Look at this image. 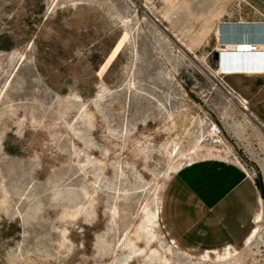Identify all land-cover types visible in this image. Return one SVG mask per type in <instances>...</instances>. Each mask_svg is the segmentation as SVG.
<instances>
[{
    "label": "rangeland",
    "instance_id": "374dc122",
    "mask_svg": "<svg viewBox=\"0 0 264 264\" xmlns=\"http://www.w3.org/2000/svg\"><path fill=\"white\" fill-rule=\"evenodd\" d=\"M241 23L264 0H0V264H264V76L212 70ZM212 157L261 199L249 237L203 253L164 196Z\"/></svg>",
    "mask_w": 264,
    "mask_h": 264
},
{
    "label": "crops",
    "instance_id": "0c3cea01",
    "mask_svg": "<svg viewBox=\"0 0 264 264\" xmlns=\"http://www.w3.org/2000/svg\"><path fill=\"white\" fill-rule=\"evenodd\" d=\"M239 25L235 26L256 34L237 35L230 30L231 34H227L223 41L241 43L242 38L264 40V24ZM224 57L228 65H224L226 72L223 75L264 76V50L258 54ZM164 199L163 217L170 237L183 248L205 253L221 252L249 237L253 231L254 210L261 197L239 167L212 157L173 175L166 186Z\"/></svg>",
    "mask_w": 264,
    "mask_h": 264
},
{
    "label": "bare ground",
    "instance_id": "6f19581e",
    "mask_svg": "<svg viewBox=\"0 0 264 264\" xmlns=\"http://www.w3.org/2000/svg\"><path fill=\"white\" fill-rule=\"evenodd\" d=\"M242 24V23H241ZM243 25V24H242ZM240 26V25H239ZM239 26H235L234 27H229V29L231 31H233V34H248V35H252V34H256V33H253V31L249 30V29H242L240 30V27ZM258 26V25H257ZM243 28V27H242ZM227 32V30H226ZM260 32V31H259ZM230 33V32H229ZM228 33V34H229ZM262 33V32H261ZM231 34V33H230ZM259 34V33H258ZM227 35V33H226ZM262 35V34H261ZM224 36V35H223ZM235 36V35H234ZM218 46L216 47V52H219L220 53V65L216 68H213L212 70L214 71V73L218 76H221L223 74H225L226 71H224L223 67L224 65H228L226 64L227 63V59L224 57L225 55L226 56H230V54H237V55H251V54H258V53H261L262 50H264V45L263 46H260V43L261 44H264V40L262 42L260 41H257V40H251V39H246V38H242V42L241 43H229V42H225V41H220V39L222 40V38L220 37V32L218 33ZM227 38V37H226ZM224 39V38H223ZM221 44V46H220ZM237 51H240V52H237ZM257 56V55H256ZM234 57V56H233ZM241 57V56H240ZM245 57V56H244ZM242 58V57H241ZM250 58V56H249ZM230 59V58H229ZM235 59V58H234ZM253 59V57H252ZM241 60V59H240ZM243 60V59H242ZM248 60V59H247ZM246 60V61H247ZM244 60V62H246ZM230 63V60L228 61ZM237 62V61H236ZM243 62V61H242ZM238 63V62H237ZM231 64H233L231 62ZM227 67V66H226ZM225 67V68H226ZM234 68V66H233ZM229 70V69H228ZM236 70V68H235ZM242 69H240L241 71ZM251 70V69H250ZM232 71V70H231ZM233 72V71H232ZM235 72V71H234ZM238 100V99H237ZM243 102V99L242 98H239L238 102ZM247 108L249 109V106H247ZM217 129V126L213 127L212 128V133L213 131H215ZM214 134V133H213ZM215 135V134H214ZM216 136V135H215ZM218 137V136H216Z\"/></svg>",
    "mask_w": 264,
    "mask_h": 264
},
{
    "label": "built area",
    "instance_id": "2783aa9c",
    "mask_svg": "<svg viewBox=\"0 0 264 264\" xmlns=\"http://www.w3.org/2000/svg\"><path fill=\"white\" fill-rule=\"evenodd\" d=\"M242 99H243V102H241V101L239 102V107L243 111L244 115L248 116L249 109L247 108V106H249V102H248V100H246L244 98H242ZM213 133L218 137L223 135V131L219 127H217V129L215 131H213Z\"/></svg>",
    "mask_w": 264,
    "mask_h": 264
},
{
    "label": "water",
    "instance_id": "95a60500",
    "mask_svg": "<svg viewBox=\"0 0 264 264\" xmlns=\"http://www.w3.org/2000/svg\"><path fill=\"white\" fill-rule=\"evenodd\" d=\"M215 65L216 67L220 65V53L219 52L215 53Z\"/></svg>",
    "mask_w": 264,
    "mask_h": 264
},
{
    "label": "trees",
    "instance_id": "16d2710c",
    "mask_svg": "<svg viewBox=\"0 0 264 264\" xmlns=\"http://www.w3.org/2000/svg\"><path fill=\"white\" fill-rule=\"evenodd\" d=\"M261 190H262V194H263V197H264V188L263 186H260Z\"/></svg>",
    "mask_w": 264,
    "mask_h": 264
}]
</instances>
